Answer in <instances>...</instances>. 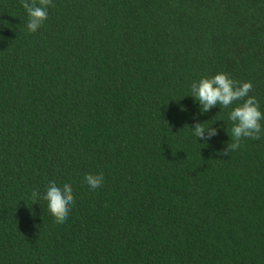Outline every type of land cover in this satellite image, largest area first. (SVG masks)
<instances>
[{
	"label": "trees",
	"instance_id": "16d2710c",
	"mask_svg": "<svg viewBox=\"0 0 264 264\" xmlns=\"http://www.w3.org/2000/svg\"><path fill=\"white\" fill-rule=\"evenodd\" d=\"M27 19L0 0V264H264V136L223 155L229 109L188 95L223 72L264 111V0H50ZM50 180L73 186L63 223L32 197Z\"/></svg>",
	"mask_w": 264,
	"mask_h": 264
},
{
	"label": "clouds",
	"instance_id": "9594fccd",
	"mask_svg": "<svg viewBox=\"0 0 264 264\" xmlns=\"http://www.w3.org/2000/svg\"><path fill=\"white\" fill-rule=\"evenodd\" d=\"M22 7L26 11V28L29 32H36L48 17L50 0H21ZM250 81L238 82L226 73L217 72L212 76L200 77L190 85V95L193 101L199 105L198 111L203 114L213 107L229 109L228 121L231 122L229 132L224 131L231 139L227 144L223 155L236 151L241 147L243 139L259 140L264 136V111L252 91ZM239 102V103H237ZM213 125V124H212ZM212 125L205 127L201 122L191 126V133L204 143L209 142L218 135L219 128ZM104 176L102 173H86L84 183L90 190H96L103 185ZM34 200L42 198L47 202L48 211L58 222H65L69 216L71 206L74 204V191L72 183L65 180L58 183L50 180L46 183L42 192L33 191Z\"/></svg>",
	"mask_w": 264,
	"mask_h": 264
}]
</instances>
